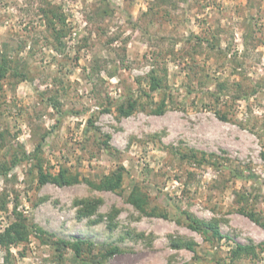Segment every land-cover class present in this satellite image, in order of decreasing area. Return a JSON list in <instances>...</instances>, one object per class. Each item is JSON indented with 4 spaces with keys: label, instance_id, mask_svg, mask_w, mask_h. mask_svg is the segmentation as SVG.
<instances>
[{
    "label": "rangeland",
    "instance_id": "374dc122",
    "mask_svg": "<svg viewBox=\"0 0 264 264\" xmlns=\"http://www.w3.org/2000/svg\"><path fill=\"white\" fill-rule=\"evenodd\" d=\"M2 58L24 77L0 80V233L22 215L29 237L0 244V264H98L89 249L112 247L103 264H264V0H0ZM37 146L44 172L78 183L12 165ZM120 168L116 191L86 182ZM135 186L156 216L127 202Z\"/></svg>",
    "mask_w": 264,
    "mask_h": 264
},
{
    "label": "trees",
    "instance_id": "16d2710c",
    "mask_svg": "<svg viewBox=\"0 0 264 264\" xmlns=\"http://www.w3.org/2000/svg\"><path fill=\"white\" fill-rule=\"evenodd\" d=\"M62 23H64V20H62ZM9 73H11L13 76H22L24 77L21 72L17 68H12L10 66V62L7 58L0 59V80L4 79ZM163 89V86H161L160 81H158L156 78H151L150 83V91L156 92ZM137 101L133 100L132 98H126L125 100L119 102L116 106V111L121 117H129L131 116L136 108H137ZM163 106L164 102H161L158 107L155 110H152L151 112L155 115H160L163 113ZM221 119H224L223 117ZM104 146L107 149H110V146L108 144V140H105L103 142ZM40 152V146H37L35 148V152L32 154H25L22 158L13 161L12 165H16L21 160H27L30 159V157H35L36 164L35 169L37 170V181L39 185H45L47 183L54 184L59 187L63 186H70L75 183H78V179L73 176H69L67 173V170L61 169L56 175H52L48 172H44L39 159H38V153ZM8 169L2 170L1 175H7ZM87 184L92 188L99 191H116L122 186L123 182V169L120 168L117 172L112 173L109 176H105L100 180L98 183H93L90 181H86ZM127 202L131 204L137 211H139L142 214L148 215V216H156V210H151L150 212H147V206H148V198L141 192L140 188L138 186L133 187L131 192L129 193L127 197ZM101 203L100 199H91V200H79L77 202L78 205H80L81 209L80 212L84 215H92L96 209L97 206ZM240 213H242L244 216H246L248 219H250L252 222L256 224L263 225L260 217L257 216L256 212L254 210H247L246 208H241L239 210ZM160 215V214H159ZM162 217H166L162 214ZM186 220L188 222V228L194 232H197L199 234L205 235L206 234V228L208 227L207 224L198 221L197 219L192 218L190 215L185 214ZM213 235L220 238L219 232L214 228H212ZM29 237V230L25 223L24 218L22 215H17V218L11 222L4 230L0 233V244L9 247L13 244H18L27 241ZM82 242H74L70 244L71 249L75 253L77 257H80L84 248H83ZM187 248H191V245L189 244ZM89 252L91 253V256L97 260L98 264H103L106 262L109 258L114 256L119 252L118 248L112 247L107 249L105 252H102L100 255L95 256L92 254L91 248L89 249ZM241 253H254V248L250 246H242L237 245L236 249L233 252V256H238Z\"/></svg>",
    "mask_w": 264,
    "mask_h": 264
}]
</instances>
